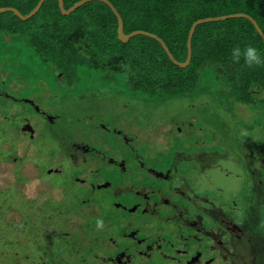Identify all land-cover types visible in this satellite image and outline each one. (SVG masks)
<instances>
[{"label": "rangeland", "instance_id": "374dc122", "mask_svg": "<svg viewBox=\"0 0 264 264\" xmlns=\"http://www.w3.org/2000/svg\"><path fill=\"white\" fill-rule=\"evenodd\" d=\"M16 1L22 3L27 0ZM41 1L37 2L33 10L38 7ZM6 7L12 6L2 8ZM97 7L101 10L104 9L101 4H97ZM49 10L52 12L54 7L49 6ZM32 11L27 14L21 13L26 16ZM95 12L96 10L93 12L84 10L75 14L77 12L73 11L71 16V13L62 12V19L56 24L53 23L55 21L53 15H49L48 22L43 19V11L40 15H36L38 12L35 14L36 16L34 15L36 18L33 19V26L38 27L42 24L49 29L54 26L68 28L67 34L65 29L54 33V36L56 34L59 38L61 36L62 46L53 43L54 36L51 33H38L32 28L24 30L23 36L27 39L43 41L45 45H41V49L44 54H48L49 50L53 52L55 50L56 59L47 56L49 65H45V63H43L44 66L40 65L39 60L33 61L28 57L24 58L23 55L14 57L10 53L11 49L8 48L10 45H5L2 40L0 41V45L3 46L1 49L3 53H0V82L7 81L4 89L0 87V91L6 90L10 96L20 98L16 103H12L10 97L8 101L0 99V161H9L11 156L17 157V155H19L18 157L31 155L27 158L29 161L39 160L43 156V161H48L46 158L49 155L48 152L57 148L58 144L47 135L42 138V143L43 140L45 141L44 145L40 146L36 142L32 145L33 149L30 146L29 151L27 148L29 143L19 131L22 115L34 117L37 114L31 106H25V102L34 95L50 91L49 88L54 86L56 94L59 96L61 94V97L51 100L46 109L61 106L63 109L61 115H63L72 111L70 109L72 105L64 102V99L69 96V88L73 87V92L77 91L82 96L80 102L83 101V104L96 115L98 122L109 119L117 122L118 127L133 139L135 146L143 150L150 166L164 168L161 161L165 160V164L168 166L170 161H176L178 157L182 166L187 167L186 165L192 161L184 162L185 156L198 158L203 157L205 153L210 155L211 152V155H216L217 158L212 156L210 158L207 155L205 157L214 159L223 171H228L224 175V172L216 174L215 170L214 175L218 179H214L212 174H210L211 178L206 175L202 176L195 170L193 173L183 169L181 171H184L187 182V178H189V182H194L196 194L199 191L202 194L200 197L209 198L218 205L222 204L224 216L229 217L230 221H234L235 224L244 226L246 216L243 202L247 195L250 197V188L254 190L253 196L256 193L254 185H251L250 182V175L253 174L249 171L255 169L261 172L264 180V66L248 67L241 58V65L247 67L246 72L244 70L246 74L243 82L232 81L227 85L221 75L228 69L231 70L229 67L233 63L232 48L229 50L222 47L218 48L216 56L214 55L216 59L213 57L211 61L209 60L208 65L211 69H208L206 73L203 71L205 65H201L202 62L200 61V64L195 58L197 53L198 55L202 54L204 48L197 44L208 39L212 33V36L217 34L216 36L220 35L223 38L224 34L220 32L223 26L219 24L222 21L202 24L200 28L206 27L207 31L205 30L206 32L203 33V29L202 31L198 29L194 33L192 39L193 60L188 65L182 66L181 64L187 63L188 54L184 59L185 52L178 51L173 44L172 51L175 61L169 59L165 53L159 49L156 50L157 44L154 41L156 39L146 34L156 35L151 32V29L141 27L143 29H136L128 34L144 31L145 35L137 34L128 41H120V39L116 41L115 33L108 31V21L103 26L100 22L95 21ZM0 15L3 16V21L6 23L17 21L11 12L0 13ZM105 20L107 19L105 18ZM76 23H79L82 29H79L78 25L74 27ZM74 28L76 31H83L84 35L77 37L79 40L82 39L81 44L72 46L67 35L71 31L73 34ZM226 33H230L229 29H226ZM156 41L158 42V40ZM7 42L11 43L10 37ZM120 42L121 44H119ZM219 45L224 46L221 43ZM212 49L214 53L215 46ZM48 66L57 69L56 72L59 74L56 76L50 74ZM239 68L235 67V69ZM254 81H260L263 88L259 87L258 83L254 85ZM59 82L62 83L59 84ZM19 83L22 85L21 88H18ZM114 95H118V104L110 100ZM40 118L46 123V119ZM66 120L70 121V118H66ZM35 123L39 126L43 124L40 119H36ZM44 127L45 125L39 127L42 133ZM229 128L231 130L228 131ZM76 130L84 134L87 141L95 147L112 149L114 148L113 141L119 142L105 133L104 136L96 135L94 131L97 130H89L83 124ZM207 131H211V133H207ZM97 132L100 133V131ZM152 140L157 142H151ZM247 158H249V165ZM52 162V160L48 161L45 165L50 167ZM21 163L16 166L17 170ZM195 163L197 162L193 160V167ZM250 163H252L251 166ZM12 171H14L13 163L0 164V189L8 188L9 184L15 182V175L10 174ZM21 171L29 178L22 186V191L27 197L33 198V194L39 193V187H35L37 180L33 174L36 169L31 163H26ZM236 175L243 178L234 181L233 179L238 178ZM55 177H58L56 178L58 180L52 183L53 187L67 189L69 182L66 181V176ZM55 177L45 176L48 181ZM62 178L65 180L56 184ZM178 183L184 184L182 179ZM54 190L62 193L60 189ZM64 195L65 193L50 208L55 209L57 214L63 212L66 215L69 213L73 215L72 212H76L80 206L75 204L72 211L66 208ZM14 202L17 208L11 209L0 217V232L12 230L13 227L17 231L18 227L15 226L23 221V217L19 213L25 211V208H22L23 205L19 200ZM236 205L239 210L235 207ZM263 205L264 199L261 203V211L257 213L261 214L260 225L258 227L256 224L247 226L251 231L260 233L258 235L259 247L262 246V248L260 249L259 264H264ZM83 224L77 230L81 229L80 231L86 234L87 228ZM212 224L215 227L214 222ZM66 229L64 228V230ZM71 232L73 233L74 229ZM188 244L189 249L193 247L195 250L202 246L194 244L193 241ZM215 257L217 259L213 264H225V261L220 258L221 256L216 254ZM154 262L155 264H170L159 258H155Z\"/></svg>", "mask_w": 264, "mask_h": 264}, {"label": "flooded vegetation", "instance_id": "af4514ba", "mask_svg": "<svg viewBox=\"0 0 264 264\" xmlns=\"http://www.w3.org/2000/svg\"><path fill=\"white\" fill-rule=\"evenodd\" d=\"M20 86L21 83L18 88ZM49 90L25 102V106H31L37 114L34 117L22 115L19 131L28 141L29 150L36 142L44 145L42 138L47 135L58 147L48 152L47 160L53 161L50 167L45 165L48 161H43V156L33 161L25 158L22 163L14 159L18 162L14 169L20 163L19 170L26 163L34 166L35 187H39V193L33 194V198L27 197L22 186L29 178L23 171L10 173L15 175L13 183L22 191V197L13 199L19 200L26 211L19 213L23 221L15 226L17 231L5 230L8 231L6 239L2 234L5 231L0 232V261H3L0 264H155V258L170 264H213L216 254L225 264L260 263V233L248 227L252 224L258 227L261 221V214H257L264 199L261 172L249 171L253 174L250 182L256 193L253 196L254 190L250 188V197L247 195L243 202L246 222L244 226L237 225L224 216L221 208H204L201 202L208 198L200 197L199 191L196 194L194 182H189V178L187 182L185 178V170L191 173L195 170L210 178V174L215 176V170L216 174H227L228 171H223L214 159H210V156L217 158L211 155L212 152L198 158L185 156L187 161L184 162L192 161L186 165L188 169L182 166L178 157L168 166L165 160L161 161L164 168L150 166L143 150L135 146L117 122L110 119L98 122L96 115L83 101L80 102L82 96L72 93V87L64 99L72 105L71 112L61 115V106L46 109L51 100L61 96L56 94L54 86ZM0 95L10 97L13 103L20 100L6 90H1ZM112 98L111 101H117L118 95ZM40 117L46 119V123ZM36 119L43 124L37 125ZM81 124L89 130L100 131H95L96 135L108 134L119 140L113 141L116 151L112 148L109 152L107 148L89 143L84 134L76 130ZM28 125L32 127V133L23 132V127L28 128ZM44 125L42 133L39 127ZM193 160L197 162L194 167ZM247 160L249 165V158ZM46 175L66 176L69 182L66 192L64 188L53 187L52 183L58 177L48 181ZM236 177L234 181L243 178ZM180 179L183 185L178 183ZM64 180L62 178L56 184ZM64 193L66 208L72 211L75 204L80 206L73 215L57 214L50 208ZM235 207L239 210L237 205ZM98 219L103 220V228L96 227ZM82 223L87 228L86 234L77 230ZM192 241L202 246L197 250L189 249L188 242Z\"/></svg>", "mask_w": 264, "mask_h": 264}, {"label": "trees", "instance_id": "16d2710c", "mask_svg": "<svg viewBox=\"0 0 264 264\" xmlns=\"http://www.w3.org/2000/svg\"><path fill=\"white\" fill-rule=\"evenodd\" d=\"M38 1L39 0H27L25 1L26 4H24L25 2L18 3V1L16 0H0V8L5 6H12L17 8V10H20V12H22L23 14H27L30 11H32L33 8H35ZM79 1L81 0H64V8L67 10ZM109 1L113 4L115 9L121 16L124 23L123 25L125 29L124 32L126 34L136 29H143L141 27L147 28L149 30L151 29V32L159 36V38H161L165 42L167 47L170 49L173 57H174V53L172 51L173 44L175 45V48L178 49V51L185 52L184 59L187 56L188 54L187 40H188L189 32L192 27V24L198 19L245 13L253 17L264 32V0H109ZM97 4L103 5L104 9L101 10L99 7H97ZM49 6L54 7V10L52 12L49 10ZM84 10L86 12H93L96 10L94 15V17L96 18L95 21L100 22L101 26L105 25V22L108 21V26H107L108 31L115 33L114 37H116V41H119L118 38L119 22L116 14L112 10V8H110V6H108L107 4L101 1H90L74 11L77 12L75 14H78ZM42 11L44 12L43 19H45L46 22H48V20L50 19L49 15H53L55 20L53 21L54 24H56V22L62 19L63 16V13L59 7L58 0H45L36 15H40ZM11 14L13 15V17L17 19L16 22L6 23L3 21L4 20L3 16L0 15V41L2 40L5 45L6 44L10 45L8 46V48L11 49L10 53L13 54L14 57L23 55L24 58L28 57L33 61L39 60L40 65L43 66H44L43 63H45V65H49L47 56H52L54 59L57 58V54L55 50L54 52L49 50L47 51L48 54H44L41 49V45H45L43 41H41L40 39H33V38L27 39L25 36H23V33H25L24 30L27 28H32L33 30L35 29L36 31H38V33L47 32L53 34L54 36V33H58V30L60 29H65L64 31L67 34L66 31L68 30V28L65 27L58 28L57 26H54L49 29V28H45V26L42 24L36 27L33 26L34 25L33 19L36 18L35 17L36 15L31 19H29L28 21L24 22L20 20L13 12H11ZM72 14L73 13H71L70 16ZM105 18L107 20H105ZM69 20L71 21V19ZM219 24L223 26L222 31H220L221 34H224L223 38H221L220 35L216 36L217 34L214 35L215 36L214 38V36H212L213 34L212 33L211 35L208 36V39L197 44V46L199 47L202 45L204 50L202 51V54L199 53L198 55L197 53L195 59L200 64L202 62L201 65H205V69L203 70L205 71V73L207 72L208 69H211L210 66L208 65L210 63L209 60L211 61V59L216 56L217 51L219 50L218 48L221 49L222 47H225L230 50L231 48L233 49L234 47L239 45L241 49H243L247 45H252L258 48L261 51L262 55H264V41L260 37L257 30L255 29L254 25L251 24V22L248 19L246 18L242 19L241 17L232 18V19L224 20ZM76 25L79 26L78 27L79 29L80 28L82 29L79 23H76L74 27ZM201 26L202 24L196 28L195 32H197L198 29H200L201 31L203 29L202 31L203 33L207 31L206 27L201 29L200 28ZM100 29H102V27H100ZM226 29H229L230 31L229 34L226 33ZM83 35H84L83 31H76L74 28L73 34L71 31L67 36H68V40H70V42L72 43L71 45L73 46L82 43L81 42L82 39L79 40L77 37ZM34 36L39 37V35L37 34H34ZM9 37L11 43L7 42L9 40ZM154 41L157 44L156 50L159 49L160 51L165 53L166 56L169 58L162 45L156 40ZM54 42L58 46H62L61 36L59 38L58 35L56 34L54 36L53 43ZM219 43L223 44L224 46H220ZM119 44H121V42ZM213 46H215L214 53L212 49ZM2 47L3 46L0 45V53H3L1 51ZM56 50L58 49L56 48ZM192 51H193V40H192ZM49 54H53V55H49ZM121 59H123V56H121ZM192 60H193V54H192L191 62ZM230 65L231 66L229 68L231 70L228 69L221 76L226 80L227 85H229L232 81L242 83L246 74L244 73V70L246 72L247 67L245 65L242 66L241 62H239V64L233 62ZM48 67L50 69V71H48L50 72V74H54L55 76L59 74V72H56L57 69H52L51 66ZM235 67H240V68L235 69ZM259 82L254 81V85L255 83H258L259 87L263 88L261 82L260 83ZM6 83H7L6 80L0 82V87L4 88ZM61 83L62 82H59V84ZM30 85L32 86V84ZM72 91H73V87H72ZM72 93L78 94L77 91H74ZM4 97L2 98L0 97V99L3 100L5 99L6 101L9 100V98H4ZM14 102H18V101H14ZM205 149H209V148H205ZM12 190L13 188L0 189V204H1L0 217L5 215V213L9 212L11 209L17 208L14 202L15 200L13 198L17 197L18 195L15 192H12ZM13 229L15 230V228ZM4 233L2 232L3 236H5L8 233V231H5ZM6 238L7 237L5 236V239Z\"/></svg>", "mask_w": 264, "mask_h": 264}, {"label": "water", "instance_id": "95a60500", "mask_svg": "<svg viewBox=\"0 0 264 264\" xmlns=\"http://www.w3.org/2000/svg\"><path fill=\"white\" fill-rule=\"evenodd\" d=\"M44 1L45 0H42L39 3L38 7L36 9H34L30 14H28L26 16L22 15V13L19 10L15 9V8H12V7L0 8V13L13 12L20 19L29 20V19H31L39 11V9L43 5ZM90 1H101V2H103L105 4H107L108 6H110V8H112V10L114 11V13L117 14V17H118V20H119L118 37H119L120 41H128V40H130L132 37H134L137 34H143V35H145L144 33H146V32H144V31H136V32L131 33V34H128V35L125 34L124 33V27H123V25H124L123 20H122L121 16L119 15V13L117 12V10L115 9V7L113 6V4L109 0H81V1H79L77 3H75V5L71 9H69V10H66L64 8V0H58L59 6H60V10L63 13H65V14L72 13L74 10H76L77 8L83 6L84 4H86L87 2H90ZM240 17L242 19L243 18L248 19L251 22V24L254 25V27L257 30V32L259 33L260 37L264 41V32H263V30L257 24V21L253 17H251L250 15H248V14L238 13V14L225 15V16H220V17H207V18L198 19V20H196L193 23V25H192V27L190 29V32H189L188 40H187V49H188V59H187V63L181 64V65L182 66L188 65L190 63L191 59H192V39H193L194 33L196 31V28L199 25L205 24V23H209V22L224 21V20H228V19H232V18H240ZM146 34L148 36L153 37L156 40H158V42L162 45V47L164 48V50L167 53V55L169 56V58L171 60L175 61V59H174V57H173L170 49L167 47V45L165 44V42L161 38H159L156 35H153L151 33H146ZM23 131L33 132V129H32L31 126L28 125V128L27 127H24L23 128ZM133 160L136 162L135 159H133ZM117 162H120V160L117 161ZM135 162H134V164H135ZM139 173H143V171L142 172H139ZM214 179H218V177L215 175L214 176ZM202 206L204 208L210 207L212 210H218V208H221L223 210L222 212L224 213V207L222 206V204H219L218 205L214 201H211L209 198H208V200L204 201V203L202 204Z\"/></svg>", "mask_w": 264, "mask_h": 264}, {"label": "clouds", "instance_id": "9594fccd", "mask_svg": "<svg viewBox=\"0 0 264 264\" xmlns=\"http://www.w3.org/2000/svg\"><path fill=\"white\" fill-rule=\"evenodd\" d=\"M80 49H82V48H80ZM241 58H243L244 63L248 67L264 66V55H262L261 51L258 48L254 47L252 45H247L243 49H241V47L239 45H237L236 47H234L232 49V51H231V59H232V61L235 62V63H239ZM115 96L117 97V95H115ZM112 100H113V98H112ZM120 101H121V99H120ZM115 102H117V104H118V100L115 101ZM169 131L171 132V130H169ZM23 132H30V131H23ZM208 132H210V131H207V133ZM104 148L105 147H102L101 149H104ZM111 151L109 149V152H111ZM109 152L106 151V154L109 153ZM18 156L19 155H17V157L11 156L9 161H3L2 160V161H0V164L1 163H8V162H11L13 164H17L18 162H21V161L23 162L25 158L27 159L31 155L30 156L27 155L25 157L24 156L18 157ZM108 156L111 157V155H109V154H108ZM21 158H23V159H21ZM14 159H17L18 162H15ZM27 161H29V160H27ZM104 163H106V162H104ZM14 171H21V170H17V168H15ZM9 186H10V188H13L12 192H15L18 195L17 197H22V195H21L22 191H20L21 187L19 185L15 184V183H11ZM17 197H14V198H17ZM103 226H104L103 220L98 219L96 221V227L99 229V228H103Z\"/></svg>", "mask_w": 264, "mask_h": 264}, {"label": "crops", "instance_id": "0c3cea01", "mask_svg": "<svg viewBox=\"0 0 264 264\" xmlns=\"http://www.w3.org/2000/svg\"><path fill=\"white\" fill-rule=\"evenodd\" d=\"M257 264H259V263H257Z\"/></svg>", "mask_w": 264, "mask_h": 264}]
</instances>
